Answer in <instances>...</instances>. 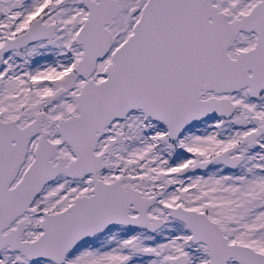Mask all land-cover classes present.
Returning <instances> with one entry per match:
<instances>
[{
  "label": "water",
  "instance_id": "obj_1",
  "mask_svg": "<svg viewBox=\"0 0 264 264\" xmlns=\"http://www.w3.org/2000/svg\"><path fill=\"white\" fill-rule=\"evenodd\" d=\"M214 1L159 0V4L168 10L201 2L214 14ZM156 4L158 0H148L146 11L152 13ZM83 5L87 16L76 39L83 48V55L74 72L85 84L75 97L77 114L58 123L60 144L49 142L41 128L40 116L24 128H19L15 122H0V250L8 247L29 261L48 260L53 264H63L66 254L76 245L103 234L109 228L140 226L152 231L157 226H147L149 220L145 213L152 201L141 198L136 191H124L120 180L109 185L96 181L93 196L76 198L72 206L56 215L47 216L41 212L45 216L40 224L43 233L34 242L21 239L24 232L21 221L16 223V229L2 235L15 219L31 212L32 200L46 183L61 173L67 178L83 179L88 174L95 176L104 168L102 157L96 156L94 151L105 129L114 120H122L129 112L141 110L145 119L150 117L163 123L170 139L175 140L193 125L231 117L234 107L225 96L247 87L246 96L255 99L264 90V68L260 64L255 70L249 67L250 52L241 54L235 61L228 58L226 52L232 46L236 33L250 30L238 28L234 22L227 23V16L223 14L220 15L222 28L209 27L207 43L202 46L200 43L177 46L168 41L155 42L151 18L136 25L133 35L112 54L111 64L105 70L107 79L94 83L90 77L95 63L105 55L110 43L106 42L99 49L93 48V32L104 31L106 25H112L117 15V3L115 0H83ZM263 6L264 0H261L259 9ZM105 34L109 39L110 35ZM26 35L6 41L0 47V58L12 49L25 46L28 43ZM255 49L263 57V37L256 38ZM249 70L250 76L247 74ZM62 93L60 89L49 96L47 105L51 106ZM207 93L213 97L200 100ZM219 95L224 97H215ZM263 133L264 129H260L257 134L245 135L242 144L254 145L255 139ZM37 135L39 140L33 162L21 181L12 190L1 186L4 174L10 183L17 176L29 140ZM64 143L71 149L75 160L66 167L59 158L58 165L54 167L49 160L55 155L56 148ZM233 151L234 148H228L208 161L186 167V171H203L214 164L235 169L237 163L231 157ZM130 208L138 213L137 217L128 215ZM176 213L175 216L192 232L191 241L206 245L209 264H224L229 258L237 264H256L243 259L245 251L260 258L262 261L258 264H264L263 257L251 250L226 245L219 227L209 223L203 215L180 209ZM184 261V257H180L177 264Z\"/></svg>",
  "mask_w": 264,
  "mask_h": 264
},
{
  "label": "rangeland",
  "instance_id": "obj_2",
  "mask_svg": "<svg viewBox=\"0 0 264 264\" xmlns=\"http://www.w3.org/2000/svg\"><path fill=\"white\" fill-rule=\"evenodd\" d=\"M41 1L44 0H33L30 6L37 10ZM141 2L144 0H121L124 8L122 6L120 23L128 20L126 9ZM79 3L75 24L71 28L68 22L65 24V35L74 36L77 26L81 27L86 19L83 0H79ZM5 5H11L14 15L20 16L21 22L15 31L23 30L26 21L23 10L29 8L27 1L0 0V10ZM69 41L64 42V47L71 46ZM250 44L251 40L247 36L241 37L229 54L233 56L238 49H245ZM74 48L72 45V61L66 52L58 60L61 66L58 75L44 78V75L30 72L26 79L29 78L32 84L42 80L45 84L43 87L31 88L18 102L11 103L10 95L6 97V102L1 97L0 110H5L6 118L17 117L20 106L26 104L31 110L22 121H30L39 107L44 105L45 95L51 94L55 88H63L64 94L55 106L47 110L44 120L49 139L52 142L60 141L57 122L70 112L75 113L74 98L82 85V79L74 73L81 50ZM25 77V74H16L12 77V84L22 82ZM102 77L103 73L100 72L95 79ZM227 97L235 110L231 117L211 119L193 126L175 142L168 141L166 129L162 125L144 121L139 112L130 114L124 121L114 122L99 142L97 152L104 154L105 170L97 177L110 182L123 174L126 176L125 188L140 190L146 196L155 192L162 198L161 203H175L185 198L189 208L211 210V219L221 226L228 243L247 245L264 254V135L258 139L256 147H248L240 142L246 133L264 127V92L256 100L249 99L242 91ZM34 146L35 142H31V151L24 168L32 160ZM231 147L236 148L232 156L238 161L234 171L214 164L205 172L182 176L178 173L186 165L207 160ZM57 154L66 162L73 159L65 144ZM92 186L91 177L81 181L59 177L45 187L33 207L48 212L60 211L70 205L75 196L89 194ZM201 198H205V202H201ZM22 219L25 224L22 239L33 241L41 232L38 229L39 217L26 214ZM188 236L187 232H182L180 236H151L138 229L117 226L102 236L81 243L70 252L64 264H174L172 257L177 254H189V264H207L204 249L192 245ZM164 244L167 250L165 255H161ZM0 264L53 263L48 260L28 261L19 252L4 248L0 250Z\"/></svg>",
  "mask_w": 264,
  "mask_h": 264
},
{
  "label": "flooded vegetation",
  "instance_id": "obj_3",
  "mask_svg": "<svg viewBox=\"0 0 264 264\" xmlns=\"http://www.w3.org/2000/svg\"><path fill=\"white\" fill-rule=\"evenodd\" d=\"M26 1L28 3L29 8L27 10H23V12L26 13V21L24 22L23 30L15 31L16 27H18V24L21 21L19 20L20 19L19 15L18 16L14 15L15 11L11 5L9 6L5 5L0 10V47H2L6 41L14 39L17 36L22 35V34H27L25 41L28 42L25 46L19 49H12L6 55H3V57L0 58V99L2 97V99H4L3 102H6V97L8 95H10L9 101L11 103H13L16 100H17L16 102H18L20 98L25 97V95L27 94V91L30 90L31 88L43 87L45 85L43 84L44 82H41L42 80L36 81V83L32 84L31 81H29V78L26 79L28 75L30 74V72H33L35 75L36 74L44 75V78L46 76L58 75V73L60 72V68H61V66L58 63V60H60V58H63L64 52L68 53L67 56L72 61V57H73L72 49H71L72 45L75 46L74 48L75 50H81V56L80 58L76 59L75 66L77 65L78 61L81 59L83 55V48L81 45L77 43V40H76L77 35L79 34V31L83 23L81 27L79 25L77 26L74 36L72 35L70 36V34L65 35L63 31V28L67 22L69 23L67 24L69 25L70 28L71 26L75 24L74 19H75L76 11L79 9V6H80L79 0H44V1H41L42 4L37 10H33L32 6H30V3L33 0H26ZM92 1H97V0H92ZM115 1L117 3V15L114 18L112 25L111 26L106 25L104 27L105 32L102 30H97V32L96 31L93 32V36H92L93 43L91 44L93 48L99 49L100 47H103V45L106 42L110 43L109 48L106 51L105 55L102 58L98 59L95 63L94 72L90 77V79L93 80L94 83H99L102 80L107 79V76H105V70L111 64L112 54L115 52L117 48L122 46L130 36L133 35L134 28L136 25L142 24L144 21H147L150 18L152 19L154 23L153 38L155 42L159 43L161 41H168L170 43H176L177 46H190V44L200 43L202 46L204 43H207L208 28L209 27L222 28L223 18L220 15L222 14L226 15L227 23L234 22L236 23V26L238 28H242V29L249 28L250 30L249 32L239 30L236 33L232 46L229 47L226 52L228 58L231 59L232 61H235L238 59V57L241 54L250 52L251 57L249 59V67L255 70L257 65L260 64L264 68V55L263 57H260L259 53L255 49L256 38L257 37L259 38V36H261L263 37V51H264V6L261 9H259V3L261 0H241V2H238V3H237V0H233L231 3H230V0H215L212 4L216 9L214 14L208 10L207 5H203L201 2H198V3L196 2L193 5H187V6H179V7L174 6L173 8H168L167 10L166 8H163V6L159 4V0H158V4L154 6V10L152 11V13H149L145 9L148 0H144V2H141L140 4H134V5L132 4L126 9L127 10L126 17L128 18V20H124L123 23H120V18L122 16L121 14L122 6L124 8V5L121 3V0H115ZM70 22L72 23L71 25H70ZM97 33L100 37H98ZM105 33H108L110 35L109 39L107 38ZM244 36H247L251 40V44L245 49H238L233 54V56H231L229 52L235 47L236 42H238V39ZM65 41L67 42L69 41L71 46L64 47ZM254 50L255 52L253 53ZM75 66H74V71H75ZM100 72L103 73L102 79L101 78L95 79L98 73ZM18 73L25 74L26 76L25 79L23 78V81L19 82L18 84H12V77ZM247 74L248 76H250L251 71L249 70ZM84 84H85V81L82 80V85L80 86L78 93L80 92V89L82 88ZM10 85H11V88H10ZM246 88L238 92L242 91L246 95ZM60 89L61 88H58V89L55 88L54 91L51 92V94L45 95L44 105L39 107L34 117H32L30 121H27L25 123H23L22 121L23 117L27 114H30V110H31L30 107L25 104V105L20 106L19 113L17 117H15L14 119L6 118L5 110H0V122L1 123L15 122L19 128H24L27 125L34 122L37 116H40L41 128L43 132L46 133L47 139L49 140V142H51L52 144H57V145L60 144L61 142L60 136H59L60 138L59 142H52L49 139V134L45 128V121H44L47 117V110L51 109L53 105L55 106L58 103V101L61 99V96L51 106L47 105V98L49 96H53L55 92ZM62 90H63V93H62L63 95L65 90L63 88ZM263 92L264 90L261 91L255 99H251V100H256ZM211 97H213V94L207 93L206 95H202L200 97V100H207L208 98H211ZM215 97L222 98L224 97V95H219ZM74 102H75V98H74ZM137 112H139L143 116L144 121L149 120L152 123H157V124L162 125L166 129L167 139L169 142H175L184 132L188 131L193 126H197V125H193L189 127L187 130L183 131L175 140H172L170 139L168 130L163 123L153 121L150 117L145 119V116L141 110L129 112L124 119L114 120L110 124V126L116 121L126 120L130 114L137 113ZM76 114H77L76 111L75 113L70 112L66 118H61L57 122V126L61 120H67L68 118H70L71 115H76ZM57 126H56V130H57ZM109 127L105 129V133L103 136L106 135L107 129ZM260 129H264V127L260 126L259 128H257L256 131L248 132L245 135L257 134ZM262 135H264V133L260 134L255 139L254 145H252L253 147L254 146L256 147L258 145V139ZM103 136L98 140L94 154L96 156L102 157L104 168L101 171L97 172L95 176L92 174H88L87 176L83 178V179H86L88 177H91V179L93 180V186L89 190V194L75 196L73 199V202L70 205L66 206L64 209L57 211V212H48L42 209H35L33 207V204L37 200V198L41 195V193L44 191L45 187L51 184L52 182H54L59 177H63L69 180H77V181L83 180V179L67 178L64 174L61 173L53 181L46 183L43 189L40 191V193L32 200L29 206V209L31 210V212H28V213L26 212L20 218L15 219L13 223H11L9 228L3 231L2 235H6L9 233L10 230L16 229V223L19 221L22 222L24 226V230H25V224H24L22 217L26 214H33L36 217H39L38 229L41 232L36 237V239H34L33 241H26V242H34L43 233V231L40 229V224L44 220L45 216L41 214V212L46 213L47 216L56 215L58 213H61L65 211L68 207L72 206L76 198H80V197L88 198L90 196H93L94 193L92 192V190L95 187L96 181H100L105 185H109V184H112L120 180V186L124 191H128V190L136 191L140 194L141 198L152 201V204L149 206V208L147 209L145 213L146 218L149 220V222L147 223V226H150V225L151 226L157 225V226L152 231H148L147 228H143L140 226H137V227L123 226V225H117V226L127 227L131 229H138L141 232H145L148 235H151V236L156 235L159 237L169 236V235L180 236L182 232H187L189 234L188 236L189 242L194 246H200L201 248L204 249L205 258L207 260V264H209L210 258H209V252L206 248V245L203 243H195L191 241V237L193 236V234L190 231V229L187 227V224L175 216V214H177L176 213L177 209H180L185 212H194L196 214L203 215L209 223L216 224L219 227L221 231V235L225 239L226 245L243 247V248L249 249L253 253H256L262 256L264 259L263 253L258 252L247 245L228 243V241L222 234L221 226L217 222L211 219L210 217L211 213H209L211 210L210 211L208 209L195 210V209L189 208L186 205L187 200L185 198H180L179 201L175 203H172V202L161 203L162 198L158 196L155 192H153L151 195L146 196L140 190L133 189V188H125L124 183L126 182V176H124L123 174L117 176L115 179H113L110 182H105L102 179L98 178L97 176L105 170L104 154L97 152L99 142L101 141ZM244 136L240 140L241 144H242V139L244 138ZM38 140H39V135L34 136L29 140L27 153H26L23 165L19 169L17 176L10 183V181L7 180L6 174H4L3 177L5 178V180L1 182V186H6L8 187L9 190H12L21 181L23 175L26 173V171L29 169V166L33 162V159H34L33 154L38 144ZM31 142H35V146L32 150V160L31 162L27 164L26 168H24L26 164V158L29 152L31 151V147H30ZM12 144H14V142ZM64 144L67 146L66 143ZM64 144L56 148L55 155L49 160V163H51L54 167L58 165L59 158L62 159L63 165H65L66 167L69 165L70 162L75 160V157L73 156L72 160H70L69 162H66L61 156H58L57 153ZM242 145H247V144L245 143ZM248 147H251V146H248ZM231 148H234V151L236 149L235 147H231ZM223 151H221L219 154H221ZM219 154L213 155L207 160L199 161L192 165L208 161L211 158ZM231 157L236 161V163L238 162L232 156V154H231ZM192 165H186L180 168L178 170V173L182 176V175H185L186 173L205 172L209 169V168H206L203 171H195V172L186 171V167H189ZM57 169H60V168H57ZM225 169H230L231 171H234L237 169V166L235 169H231V168H225ZM200 201L205 202V198H201ZM128 215L130 217H137L138 213L134 212L130 208L128 211ZM13 225H14V228H12ZM109 229H107L103 234H105ZM103 234L99 236H102ZM99 236L93 237L92 239H95ZM92 239H86L80 242L78 245H76V247L79 246L81 243L92 240ZM76 247H74L73 249H75ZM5 248H8V247H5ZM73 249L66 254L64 263L67 261V257L70 254V252L73 251ZM166 250H167V245L164 244L162 246L161 255H165ZM180 257H184L185 259L184 263L182 264H189L191 261V257L189 254H177L172 257V262L174 264H177V260H179ZM243 259L248 262L256 263V264L262 261L260 258L253 256L251 253L247 251L243 252ZM224 264H237V262L232 261V258H229L227 261L224 262Z\"/></svg>",
  "mask_w": 264,
  "mask_h": 264
}]
</instances>
